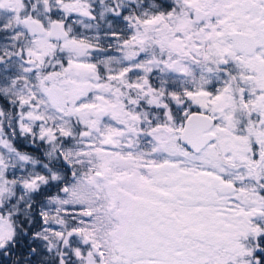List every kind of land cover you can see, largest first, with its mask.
<instances>
[{
  "label": "snow or ice",
  "instance_id": "snow-or-ice-1",
  "mask_svg": "<svg viewBox=\"0 0 264 264\" xmlns=\"http://www.w3.org/2000/svg\"><path fill=\"white\" fill-rule=\"evenodd\" d=\"M0 264H264V0H0Z\"/></svg>",
  "mask_w": 264,
  "mask_h": 264
}]
</instances>
